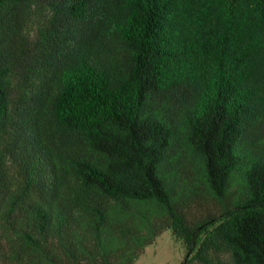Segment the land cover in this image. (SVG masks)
I'll list each match as a JSON object with an SVG mask.
<instances>
[{
	"label": "trees",
	"instance_id": "1",
	"mask_svg": "<svg viewBox=\"0 0 264 264\" xmlns=\"http://www.w3.org/2000/svg\"><path fill=\"white\" fill-rule=\"evenodd\" d=\"M264 264V0H0V264Z\"/></svg>",
	"mask_w": 264,
	"mask_h": 264
},
{
	"label": "rangeland",
	"instance_id": "2",
	"mask_svg": "<svg viewBox=\"0 0 264 264\" xmlns=\"http://www.w3.org/2000/svg\"><path fill=\"white\" fill-rule=\"evenodd\" d=\"M186 250L169 230L162 232L155 241L144 248L134 264H182Z\"/></svg>",
	"mask_w": 264,
	"mask_h": 264
}]
</instances>
